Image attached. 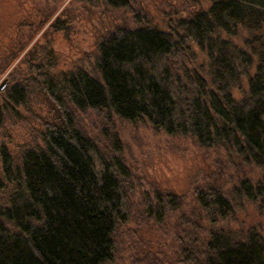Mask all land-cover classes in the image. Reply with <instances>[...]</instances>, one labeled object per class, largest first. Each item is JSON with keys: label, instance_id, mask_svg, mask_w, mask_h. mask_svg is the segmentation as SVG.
Returning a JSON list of instances; mask_svg holds the SVG:
<instances>
[{"label": "trees", "instance_id": "16d2710c", "mask_svg": "<svg viewBox=\"0 0 264 264\" xmlns=\"http://www.w3.org/2000/svg\"><path fill=\"white\" fill-rule=\"evenodd\" d=\"M94 1L110 8L132 2ZM53 15L45 14L41 27ZM60 22L52 24L62 29ZM44 65L29 62L33 81L68 115L46 126L43 146L0 150V264L116 262L123 229L136 217L133 175L118 139L101 151L76 125L71 106L146 121L258 169L231 191L197 188L194 218L178 194L158 191L143 197L137 217L160 226L179 216L181 264H264V234L231 222L244 202L264 211V0H211L208 10L166 31L122 28L100 43L91 72L57 77ZM24 90L15 86L7 100L18 102ZM7 104H0V126Z\"/></svg>", "mask_w": 264, "mask_h": 264}, {"label": "rangeland", "instance_id": "374dc122", "mask_svg": "<svg viewBox=\"0 0 264 264\" xmlns=\"http://www.w3.org/2000/svg\"><path fill=\"white\" fill-rule=\"evenodd\" d=\"M210 6L211 0H132L127 8H110L94 0H0V104L9 105L0 126V150L18 154L43 146L46 126L68 115L33 81L30 61L45 63L46 71L57 77L79 68L91 72L100 43L120 29L151 26L166 31L170 23ZM48 13L53 18L41 27ZM56 17L62 29L53 26ZM15 86L25 88L24 95H17L18 102L7 100ZM22 97L25 104L20 103ZM70 111L76 125L101 151L118 139L133 175L131 202L136 217L123 229L115 264H181L175 238L179 216L160 226L141 221L137 215L146 194L176 193L183 200V211L194 218L197 188L218 185L231 191L242 179L259 175L258 169L239 165L223 149L200 147L190 138L156 131L146 121H121L106 111L73 106ZM231 222L235 228L255 225L264 234V211L246 202L236 208Z\"/></svg>", "mask_w": 264, "mask_h": 264}]
</instances>
